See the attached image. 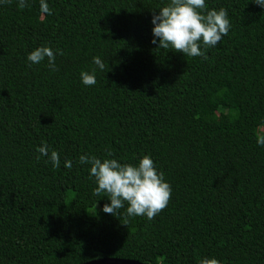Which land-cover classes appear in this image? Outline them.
<instances>
[{"label":"trees","instance_id":"obj_1","mask_svg":"<svg viewBox=\"0 0 264 264\" xmlns=\"http://www.w3.org/2000/svg\"><path fill=\"white\" fill-rule=\"evenodd\" d=\"M47 2L0 3V264H264V9L205 0L230 28L189 57L150 43L167 0ZM41 45L59 50L55 71L27 61ZM42 144L59 167L37 159ZM106 150L163 172L171 194L152 219L101 211L79 156Z\"/></svg>","mask_w":264,"mask_h":264},{"label":"clouds","instance_id":"obj_2","mask_svg":"<svg viewBox=\"0 0 264 264\" xmlns=\"http://www.w3.org/2000/svg\"><path fill=\"white\" fill-rule=\"evenodd\" d=\"M5 0H0L4 3ZM261 9H264V0H253ZM21 9L28 6V0H17ZM206 9L205 0H167L152 15L150 19V43L158 48L174 49L189 57L203 56V46L215 47L224 35H227L230 24L227 11L219 9ZM39 10L42 14H50L47 0H39ZM60 54L48 46L35 47L26 56L30 65L38 64L45 59L47 66L55 71V56ZM92 62L99 70L104 69V62L98 56ZM81 83L85 86L96 83L95 70L81 71ZM264 144V139L258 141ZM39 156H45L53 168L60 166L59 153L49 149L47 144L38 148ZM80 164L90 165L88 172L94 179L96 187L94 193L104 192L108 199L101 211L116 217L120 209L124 208L127 217L144 216L152 219L167 206L171 194V186L164 179L163 172L158 171L150 155H143L137 163L119 162V158H112L111 150H106L104 158L94 155H80ZM63 166L70 168L72 162L65 160ZM125 205H127L125 207ZM198 264H220L213 257H202Z\"/></svg>","mask_w":264,"mask_h":264},{"label":"water","instance_id":"obj_3","mask_svg":"<svg viewBox=\"0 0 264 264\" xmlns=\"http://www.w3.org/2000/svg\"><path fill=\"white\" fill-rule=\"evenodd\" d=\"M83 264H146V263H140L136 260H128V259L101 258Z\"/></svg>","mask_w":264,"mask_h":264}]
</instances>
